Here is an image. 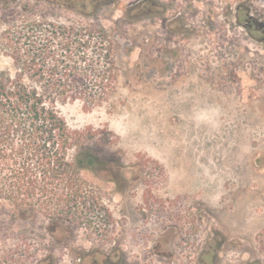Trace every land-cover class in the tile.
I'll use <instances>...</instances> for the list:
<instances>
[{
  "label": "rangeland",
  "instance_id": "1",
  "mask_svg": "<svg viewBox=\"0 0 264 264\" xmlns=\"http://www.w3.org/2000/svg\"><path fill=\"white\" fill-rule=\"evenodd\" d=\"M83 1L81 10L45 0L0 3V69L14 74L18 61L48 47L59 51L62 26L106 29L114 42L110 94L88 109L81 100L58 103L71 128L97 130L96 151L106 163L83 175L101 190L102 205L78 225L0 201L1 255L30 264L50 250L54 262H66L60 242L68 235L75 244H119L142 264H198L194 255L214 232L219 243L230 238L240 246L220 250L213 264L250 254L264 264V43L224 17L222 6L237 0H199V31L179 42L159 39V28L143 18L131 20L132 0H109L97 11ZM245 1L264 8V0ZM207 3L209 32L201 22ZM170 233L173 262L159 255Z\"/></svg>",
  "mask_w": 264,
  "mask_h": 264
},
{
  "label": "trees",
  "instance_id": "2",
  "mask_svg": "<svg viewBox=\"0 0 264 264\" xmlns=\"http://www.w3.org/2000/svg\"><path fill=\"white\" fill-rule=\"evenodd\" d=\"M60 28L65 41L59 51L48 47L18 61L14 74L0 69V201L79 225L102 205L101 190L83 172L106 161L96 151L97 130L71 128L58 103L81 100L88 109L110 94L114 42L100 25Z\"/></svg>",
  "mask_w": 264,
  "mask_h": 264
},
{
  "label": "flooded vegetation",
  "instance_id": "3",
  "mask_svg": "<svg viewBox=\"0 0 264 264\" xmlns=\"http://www.w3.org/2000/svg\"><path fill=\"white\" fill-rule=\"evenodd\" d=\"M9 2L11 0H0V3ZM37 1V0H36ZM55 9L71 10L79 9L85 5L83 0H45ZM88 4L93 6L95 11L99 10L103 3L109 0H87ZM111 1V0H110ZM112 3L114 1H111ZM199 0H132L127 6V14L131 20L143 18L148 25L159 28V35L163 41L179 42L183 39H188L198 33V5ZM261 7V8H260ZM252 8L245 0H237L234 6L230 9L227 5L222 6L224 17L230 14L232 22L237 25L242 33L252 41L264 43V8ZM209 4L206 6L205 19L202 20V27H206L210 31L212 12H209ZM157 32V33H158ZM156 33V32H155ZM184 37V38H183ZM55 224V223H52ZM59 228L67 231V227L58 225ZM54 230H57L54 228ZM54 230L49 233L53 234ZM163 235H167L166 230ZM73 239L67 235L60 242L62 248V256L67 257L66 262H54L53 251L46 250L34 262L30 264H142L145 260L139 261L135 259L132 251H126L119 247V244H114L109 247H103L100 244L89 242V244H75ZM220 237L214 232H210L208 240L198 248L194 257L198 264H213L216 255L220 250H223L226 255L233 251V248H239L240 244L237 240L225 238L222 243H219ZM173 235L169 234V241L165 250L160 253L161 260L171 261L175 259L176 249L173 247ZM0 249V264H21L8 262L1 255ZM260 256L250 254L245 260H231L238 262L237 264H262ZM28 264V262H26ZM197 264V263H193Z\"/></svg>",
  "mask_w": 264,
  "mask_h": 264
}]
</instances>
